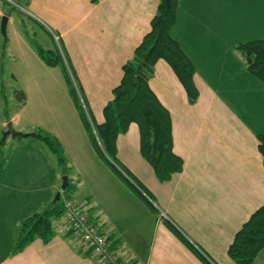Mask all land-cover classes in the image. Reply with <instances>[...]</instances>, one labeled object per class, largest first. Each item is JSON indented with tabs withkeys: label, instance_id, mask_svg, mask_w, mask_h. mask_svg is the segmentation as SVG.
I'll return each instance as SVG.
<instances>
[{
	"label": "crops",
	"instance_id": "0c3cea01",
	"mask_svg": "<svg viewBox=\"0 0 264 264\" xmlns=\"http://www.w3.org/2000/svg\"><path fill=\"white\" fill-rule=\"evenodd\" d=\"M0 1V18L6 14L11 28V70L23 78L19 91L26 95L0 128L12 119L23 133L43 130L60 141L68 164L80 174L92 218L128 263L206 264L164 221L165 213L214 263L235 264L229 246L264 204V162L257 138L264 133V83L256 82L236 46L264 39V0H178L171 34L196 67L199 97L190 102L173 68L164 60L157 62L149 83L171 113L173 149L184 160L183 170L167 186H137L157 211L97 154L64 69L42 59L22 26L47 37L39 45L43 49H59L90 117L101 124L104 107L123 78V66L133 60L151 29L161 0H21V9L15 5L10 14L4 9L6 0ZM234 50L239 54L228 62ZM216 62L228 66L220 65L221 71H216L211 65ZM215 74L217 83L210 79ZM230 82L236 86L231 89L237 99L228 102L217 85L227 87ZM17 137L8 135L0 148V172L8 170L0 178V264H104L80 245L62 216L53 220L49 241L35 237L19 245L23 222L55 204L61 171L57 157L41 139ZM134 151L136 164L142 167L147 160L141 158V150ZM117 156L145 184L148 166L140 170L141 178L133 161ZM253 264H264V249Z\"/></svg>",
	"mask_w": 264,
	"mask_h": 264
},
{
	"label": "trees",
	"instance_id": "16d2710c",
	"mask_svg": "<svg viewBox=\"0 0 264 264\" xmlns=\"http://www.w3.org/2000/svg\"><path fill=\"white\" fill-rule=\"evenodd\" d=\"M177 8L178 0H170L168 3L166 0H161L158 11L151 21V29L137 46L133 60L123 66V78L114 88L113 98L104 107L105 120L101 124L95 123L92 118L89 120L79 98L78 84L76 86L77 82L74 76L70 75L59 49L45 50L33 41L37 52L47 64L60 65L64 69L69 92L97 154L115 174L144 198L152 210H157L155 204L126 176L128 172L117 156V137L121 132H126L131 123L136 122L140 129L141 153L153 167L158 179L169 180L174 174L183 170L184 160L173 149L171 113L159 100L149 83L155 65L159 60H164L175 71L190 102H196L199 97V89L194 80L196 67L171 34L177 17ZM237 49L245 57L248 71L264 82V39L240 43ZM17 93H19L20 102L23 103L26 99L25 93L23 91H17ZM27 136L41 139L55 154L60 165L66 166L67 158L64 148L54 135L40 130L27 134ZM257 138L264 162V133L258 134ZM6 139L7 136L0 138V148L5 144ZM65 193L67 196H71L69 188ZM61 200L62 197L44 212L35 214L23 222L19 245L33 240L35 237H41L46 242L51 239L54 234L53 220L59 218L63 213ZM164 221L206 264H216L198 246L193 244L174 223L169 219H164ZM263 249L264 204L254 211L236 233L228 253L235 264H253Z\"/></svg>",
	"mask_w": 264,
	"mask_h": 264
},
{
	"label": "rangeland",
	"instance_id": "374dc122",
	"mask_svg": "<svg viewBox=\"0 0 264 264\" xmlns=\"http://www.w3.org/2000/svg\"><path fill=\"white\" fill-rule=\"evenodd\" d=\"M5 2L6 3L4 5V9H5V11H7L6 12L7 14L12 13L13 7H15V5H16V9L18 11L21 9V8H19L20 3L22 4L21 0H11V2H8V1H5ZM1 3L2 2L0 1V4ZM240 7L242 8V5H240ZM4 16H7V15L5 14ZM2 19H3V17L0 18V122H3L6 119V117H8L10 115H13L14 112L16 111V109H17V107L19 105V102H20L19 95H18L19 93H17V91H19L20 87H22L20 83H21V81H23V78H19V77L17 78L16 76H14L13 72L11 70L12 69L11 65L13 64V62H12L11 57L9 56V49H8V47H9L8 39L10 37L9 30L11 28L9 27V24H7V33H6V35H4L2 33V30H1ZM21 22H22V19L19 21L20 25H21ZM22 29H23V31H25V33L28 35V37L30 39L32 38L34 40V42L36 41L38 43V45H40V44L42 45L43 37L47 38L43 33L34 34V31L31 30L30 26H28V27H23L22 26ZM236 54H239V53H237V51L234 50L233 55L230 56V58L228 59V62L229 61H233L235 56H236ZM221 64H222L221 62H216L215 64H211V65L213 66V68L216 71L217 70L221 71L219 69V66ZM201 66H202V68H204V64H201ZM221 66L226 69L225 66H228V64H224V65H221ZM216 71H212V72H216ZM216 74H218V72H216ZM216 74H215V78H210L211 82H213V83H217ZM205 75H207L206 72H205ZM234 75L235 74H233V76ZM224 76H228V75L225 74V72H224ZM232 78L233 77H231V79ZM255 78H256L255 80H256L257 83H260V82L264 83L260 79H258L257 77H255ZM19 79H21V80H19ZM217 86H218L217 87L218 89L223 90V92H226V93H224L225 95L224 94H222V95L226 98V100L228 102H231L232 98L237 97L236 94H234L233 90L231 89V88H236V86L234 84H232V82H230V84H228L227 87H224L223 84L222 85H217ZM259 88L260 87H259L258 84L254 85V91H257L256 92L257 95L254 96L255 98H258L259 95H261V93L258 91ZM250 90H252V86H250ZM236 99L237 98H235V100ZM188 100H190L189 97H188ZM197 100H198V98H197ZM83 108H84V106H83ZM88 118H89V120H91L90 112L88 114ZM10 121H13V120L12 119L8 120L7 121V125H8V123ZM13 123H14V121H13ZM14 126L18 130V128L16 127L15 123H14ZM6 130H7V126H5V128H0V138H2L4 136ZM23 134H28V133H23ZM17 138H18L17 140H23L22 137H20V136H18ZM117 145H118V149H119L118 150V155L123 157V161H126V162L133 161V163H134L133 165H135L137 167L135 169L139 170V172H137V173H139L138 174L139 177H141V178L143 177L141 172H140V170H144L146 168V166H148V168H146L144 170V173L146 171H148V174H146L144 179H143V181L145 182L146 185L144 183L142 184V182H140V180H137V178L133 174H130V172L127 171L129 175L126 174V176L132 181L134 186H158V184H160L161 186H167L166 182H169L170 179L166 180V181H161L160 179H158L157 175H155V173L153 171V168L150 165H148L147 162L143 161L145 163H144V165H142V167H139L136 164V158H135V151L134 150L135 149L140 150V129H139V126H138V124L136 122L131 123V125L129 126V129L126 132H121L118 135V137H117ZM7 154L10 155L11 151H9ZM139 154H140L141 158L143 160H145L143 158L142 153L140 151H139ZM0 161H1V156H0ZM119 161L121 162V164L123 163L121 160H119ZM13 167H14V163L12 165V168ZM17 168H21V167L18 166ZM59 168H60V171H61V176L58 179V183L56 184V186H62L63 177L65 175H67L69 177V186H68V188H69V192H70V195H71V196H67V194L65 192H62V195H61L62 204H63V200H64L65 197L66 198L67 197H71V198H74V199H76L78 201H82V202L85 203L84 195H83V191H82V187H81L82 185H81V181H80L79 172L77 173L76 169L70 163L68 164V162L66 163L65 167L60 165ZM7 172H8V170L6 168L2 169L1 172H0V173H2L0 178L3 179L4 177H6L8 175ZM27 175L28 174H24V176H27ZM91 186H97V184L96 183H92ZM143 193H145L146 196H148V198L151 200L150 196L146 192H143ZM88 212L90 214V209L89 208H88ZM92 214H93V212H92ZM161 217H163L164 219H167L166 218L167 216H163L162 213H161ZM79 243H80V245L82 244V242L80 240H79ZM230 259H231V257H230Z\"/></svg>",
	"mask_w": 264,
	"mask_h": 264
},
{
	"label": "built area",
	"instance_id": "2783aa9c",
	"mask_svg": "<svg viewBox=\"0 0 264 264\" xmlns=\"http://www.w3.org/2000/svg\"><path fill=\"white\" fill-rule=\"evenodd\" d=\"M6 1L11 2V0ZM53 35L56 40H59V36L55 35L54 32ZM77 89L84 110L89 114L82 94L78 87ZM162 215L166 216L165 213H162ZM62 219L70 230L77 235L82 242V247L89 249L104 264H130L121 258L109 235L103 231L101 225L96 223L89 214L86 203L71 197H65L63 200Z\"/></svg>",
	"mask_w": 264,
	"mask_h": 264
},
{
	"label": "water",
	"instance_id": "95a60500",
	"mask_svg": "<svg viewBox=\"0 0 264 264\" xmlns=\"http://www.w3.org/2000/svg\"><path fill=\"white\" fill-rule=\"evenodd\" d=\"M166 1L168 3L170 0H166ZM8 21H9V17L8 16H3L1 30H2V33L4 35H6V33H7ZM8 135L16 137V136L27 135V134H23L22 132L18 131L15 128L13 121H10L8 123V125H7V130H6L5 134H4V136H8ZM68 186H69V177L67 175H65L63 177V183H62L61 189H60V191L58 192V194L56 196V201H59L61 199L62 192H66L67 189H68Z\"/></svg>",
	"mask_w": 264,
	"mask_h": 264
}]
</instances>
